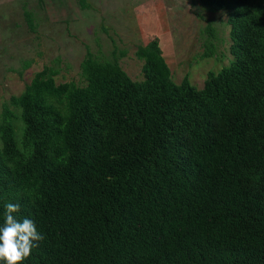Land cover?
Masks as SVG:
<instances>
[{
	"label": "trees",
	"instance_id": "obj_1",
	"mask_svg": "<svg viewBox=\"0 0 264 264\" xmlns=\"http://www.w3.org/2000/svg\"><path fill=\"white\" fill-rule=\"evenodd\" d=\"M199 3L232 58L201 89L151 41L140 81L88 53L82 83L43 68L3 105L0 225L18 203L45 237L23 264H264V0Z\"/></svg>",
	"mask_w": 264,
	"mask_h": 264
},
{
	"label": "rangeland",
	"instance_id": "obj_2",
	"mask_svg": "<svg viewBox=\"0 0 264 264\" xmlns=\"http://www.w3.org/2000/svg\"><path fill=\"white\" fill-rule=\"evenodd\" d=\"M226 20L225 11L208 10L199 0H0V114L43 68L55 71L56 84L82 83L80 64L88 53L116 59L140 81L143 62L135 53L151 41L176 84L187 76L201 89L209 71L232 59ZM206 45L215 54L201 59ZM25 62L30 66L22 71Z\"/></svg>",
	"mask_w": 264,
	"mask_h": 264
},
{
	"label": "clouds",
	"instance_id": "obj_3",
	"mask_svg": "<svg viewBox=\"0 0 264 264\" xmlns=\"http://www.w3.org/2000/svg\"><path fill=\"white\" fill-rule=\"evenodd\" d=\"M5 209L4 223L0 225V264H23L45 237L32 219L16 218L14 214L20 210L18 203L9 202Z\"/></svg>",
	"mask_w": 264,
	"mask_h": 264
}]
</instances>
